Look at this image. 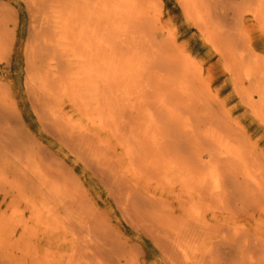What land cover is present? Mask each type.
<instances>
[{
	"label": "bare ground",
	"instance_id": "1",
	"mask_svg": "<svg viewBox=\"0 0 264 264\" xmlns=\"http://www.w3.org/2000/svg\"><path fill=\"white\" fill-rule=\"evenodd\" d=\"M245 1L236 15L247 9L264 25V0ZM142 3L26 0L33 109L106 188L125 222L152 240L157 264H264V156L246 126H233L199 94L188 66L163 57ZM198 3L187 0L185 8L203 30ZM4 15L0 63L11 55ZM254 57L243 74L249 86L237 75L236 91L251 107L258 96L264 124V60ZM0 190L2 202L17 198L10 219L0 218V264H146L84 183L23 127L1 84ZM27 210L34 225L11 222ZM41 226L49 235L43 248Z\"/></svg>",
	"mask_w": 264,
	"mask_h": 264
},
{
	"label": "rangeland",
	"instance_id": "2",
	"mask_svg": "<svg viewBox=\"0 0 264 264\" xmlns=\"http://www.w3.org/2000/svg\"><path fill=\"white\" fill-rule=\"evenodd\" d=\"M186 1L143 0L140 11H142L143 16L154 29V42L162 47L163 57L169 59L171 62L173 61L175 63L174 65L178 68L180 67V69L183 65L188 66L190 76L195 80L194 83L199 94L206 101L211 102L213 106L215 105L218 113L228 117L233 126H246L244 129H246V136L250 139L251 146L254 148L256 155L263 157L264 144L262 143H264V136L262 135H264V124L256 117L257 112L262 110V107H260V99L256 96L254 98L255 106H247L246 102L241 99L236 91V78L237 75L242 76L245 74V70L252 63L250 59L252 58L251 61H253L254 56L259 55L262 61L264 60V25L251 12L247 11V9L241 12L243 13L241 16H238L239 10H237L238 14L236 15L234 10L240 5L242 9L246 2L245 0H197L199 2V10L206 23L202 30L197 26L196 17L186 10ZM220 8H225L223 14H220ZM212 12H214L213 15ZM3 14L6 15L4 16L8 21V27L6 28L10 35L11 55L8 63H0V84L10 90L12 103L17 108L23 127L38 143L53 153L55 158L62 161L67 170L75 178L84 183L85 189L90 193L93 202L101 211L111 214L112 224L120 231L125 239L133 242L137 252L141 255V260L146 264L159 263L161 254L152 240L141 231L135 230L127 221L125 222V219L121 216L106 188L85 168V165L81 161L76 159L72 153L62 147L50 133L42 128L40 120L33 109L26 87V44L28 36L31 33V18L29 17L30 13L26 6V0H0V15ZM209 17L214 18L210 20ZM233 26L234 30L232 29ZM218 31L222 32L218 33ZM11 36L13 39H11ZM13 36H15V39ZM210 39H213V41ZM219 43H223V45L221 44V46ZM233 47L235 50L232 52ZM226 48H229V50H226ZM17 51L18 54L16 55ZM243 51H245V55L241 61L238 55ZM229 53L232 55H229ZM232 64H235L236 71H232ZM243 77L246 78L243 75L242 79L238 82H242V85L247 88L249 84L245 82ZM227 85H229L228 87L230 89L227 88ZM3 197L4 192L0 190V218L9 217L10 219L12 206L15 204L17 198L8 195V199L2 202ZM19 204L22 205V208L26 206L25 202ZM26 221H29L30 225H34V222L30 220L28 210L24 217L15 216L11 219V222L14 224L18 222L25 223ZM41 227L42 229L39 227L36 229L38 232L36 238L40 241L43 248L49 235L44 231L45 228L43 226ZM19 236L20 232L17 238Z\"/></svg>",
	"mask_w": 264,
	"mask_h": 264
}]
</instances>
